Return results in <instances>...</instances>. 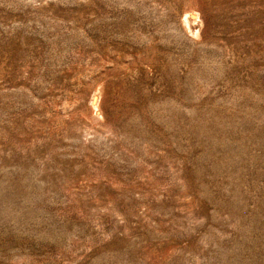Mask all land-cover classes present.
<instances>
[{
  "label": "rangeland",
  "instance_id": "obj_1",
  "mask_svg": "<svg viewBox=\"0 0 264 264\" xmlns=\"http://www.w3.org/2000/svg\"><path fill=\"white\" fill-rule=\"evenodd\" d=\"M0 264H264V0H0Z\"/></svg>",
  "mask_w": 264,
  "mask_h": 264
},
{
  "label": "bare ground",
  "instance_id": "obj_2",
  "mask_svg": "<svg viewBox=\"0 0 264 264\" xmlns=\"http://www.w3.org/2000/svg\"><path fill=\"white\" fill-rule=\"evenodd\" d=\"M189 17L192 19V20H196V15L195 14H192V13H189ZM98 103H99V98L97 95H92L89 99V104L91 105V107L94 109V110H97L98 108Z\"/></svg>",
  "mask_w": 264,
  "mask_h": 264
}]
</instances>
